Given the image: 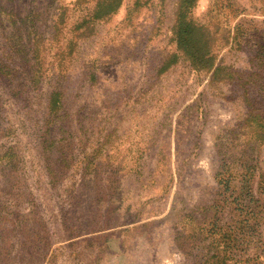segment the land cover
Masks as SVG:
<instances>
[{"label":"rangeland","instance_id":"obj_1","mask_svg":"<svg viewBox=\"0 0 264 264\" xmlns=\"http://www.w3.org/2000/svg\"><path fill=\"white\" fill-rule=\"evenodd\" d=\"M100 1L0 0V264H264V0L188 11L214 76Z\"/></svg>","mask_w":264,"mask_h":264},{"label":"trees","instance_id":"obj_2","mask_svg":"<svg viewBox=\"0 0 264 264\" xmlns=\"http://www.w3.org/2000/svg\"><path fill=\"white\" fill-rule=\"evenodd\" d=\"M196 1L178 0L171 27V36L176 50L189 62L193 70L211 71L212 76H214V72L218 70V67L214 65V55L211 51L213 39L210 32L205 25L187 18L188 11L195 6ZM118 4V0H102L98 2L92 19H100L110 15ZM174 58L175 56L172 55L168 63H173Z\"/></svg>","mask_w":264,"mask_h":264}]
</instances>
